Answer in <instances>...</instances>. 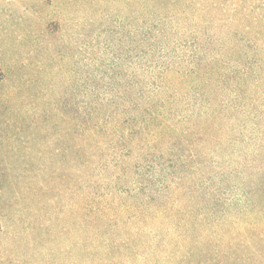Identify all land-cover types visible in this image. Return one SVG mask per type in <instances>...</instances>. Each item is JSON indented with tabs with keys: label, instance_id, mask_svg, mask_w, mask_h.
<instances>
[{
	"label": "trees",
	"instance_id": "obj_1",
	"mask_svg": "<svg viewBox=\"0 0 264 264\" xmlns=\"http://www.w3.org/2000/svg\"><path fill=\"white\" fill-rule=\"evenodd\" d=\"M123 4L126 20L136 25L110 66V89L92 96L95 160L87 151L77 170L74 264H264V202L237 185L239 202L227 184H215L206 160L188 143L193 117L200 125L229 121L238 138L225 141L244 146V164L253 167L264 157V0ZM119 69L125 73L121 88ZM193 77L215 91L192 98L196 111L187 107ZM154 152L158 163L154 154L152 172L141 174L139 160ZM189 165H197V173H188ZM179 189L193 196L174 207L167 199ZM154 194L158 203L144 201ZM151 211L162 216L149 222ZM179 212H185L183 222H171ZM162 230L172 234L168 241Z\"/></svg>",
	"mask_w": 264,
	"mask_h": 264
},
{
	"label": "rangeland",
	"instance_id": "obj_2",
	"mask_svg": "<svg viewBox=\"0 0 264 264\" xmlns=\"http://www.w3.org/2000/svg\"><path fill=\"white\" fill-rule=\"evenodd\" d=\"M125 1L0 0V264L75 262L77 170L81 157L87 151L91 155L96 143L88 117L96 106L92 96L110 89V66L119 62L128 46L126 36L135 30L136 24L126 20L130 12ZM89 17L95 21L90 23ZM115 76L119 88L124 86L125 73L119 69ZM191 81L187 107L196 111L200 106L194 103L195 95L215 91L194 77ZM190 124L188 143L206 160L207 176L217 185L227 184L239 202L242 191L237 185L264 202V157L253 167L244 164V146L225 141L238 138L229 121L200 125L193 117ZM154 154L146 162L139 160L141 174L152 172ZM197 167L189 165L187 172L197 173ZM173 191L174 199L167 201L174 207L192 199L185 189ZM151 198L160 201L155 194L144 201ZM182 213L171 222H183ZM148 215L149 222L162 216L153 211ZM127 231L132 234V226L127 225ZM159 233L167 241L172 235Z\"/></svg>",
	"mask_w": 264,
	"mask_h": 264
}]
</instances>
